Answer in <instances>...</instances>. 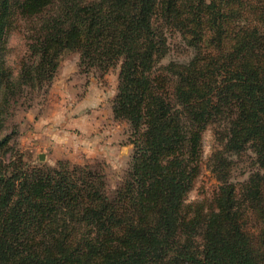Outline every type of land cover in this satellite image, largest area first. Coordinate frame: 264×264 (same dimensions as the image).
<instances>
[{
  "label": "trees",
  "instance_id": "trees-1",
  "mask_svg": "<svg viewBox=\"0 0 264 264\" xmlns=\"http://www.w3.org/2000/svg\"><path fill=\"white\" fill-rule=\"evenodd\" d=\"M18 21L29 54L15 75L4 42ZM173 41L188 60L162 62ZM64 51L101 71L120 62L112 111L138 132L133 163L109 197L89 165L0 161V264H264V0H0V134L10 102L49 84ZM214 120L222 149H250L257 168L234 183L216 151L214 204L187 214Z\"/></svg>",
  "mask_w": 264,
  "mask_h": 264
},
{
  "label": "rangeland",
  "instance_id": "rangeland-1",
  "mask_svg": "<svg viewBox=\"0 0 264 264\" xmlns=\"http://www.w3.org/2000/svg\"><path fill=\"white\" fill-rule=\"evenodd\" d=\"M28 34L26 23L18 21L10 25L5 36L4 62L15 75L29 54ZM170 48L162 60L164 63L186 61L192 55L177 41H173ZM119 70L120 62L107 71L94 65L81 66L78 52L64 51L49 84L42 89L28 90L10 102L0 134H5L8 141L6 147L0 149V161L19 159L26 170L54 167L59 160L71 165H89L103 171L105 193L114 197L133 163L134 140L138 135L127 120L113 116ZM221 128L219 121L214 120L199 132L195 176L184 199L187 214L206 212L214 204L218 181L212 170V157L216 151L223 150ZM139 131H144V125ZM223 153L227 156L230 152L223 150ZM252 156L250 149L238 156L236 153L228 155L227 160L233 161L232 182L246 180L257 168L252 164ZM253 219L250 218L251 225ZM250 232L256 235L253 225Z\"/></svg>",
  "mask_w": 264,
  "mask_h": 264
},
{
  "label": "clouds",
  "instance_id": "clouds-1",
  "mask_svg": "<svg viewBox=\"0 0 264 264\" xmlns=\"http://www.w3.org/2000/svg\"><path fill=\"white\" fill-rule=\"evenodd\" d=\"M14 42V41H13Z\"/></svg>",
  "mask_w": 264,
  "mask_h": 264
}]
</instances>
